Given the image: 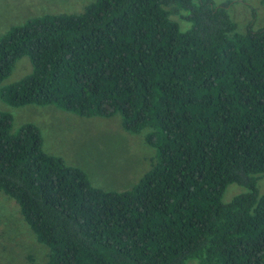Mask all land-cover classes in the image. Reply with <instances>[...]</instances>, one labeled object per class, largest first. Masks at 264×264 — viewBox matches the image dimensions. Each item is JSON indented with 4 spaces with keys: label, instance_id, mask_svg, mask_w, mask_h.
Returning a JSON list of instances; mask_svg holds the SVG:
<instances>
[{
    "label": "trees",
    "instance_id": "trees-1",
    "mask_svg": "<svg viewBox=\"0 0 264 264\" xmlns=\"http://www.w3.org/2000/svg\"><path fill=\"white\" fill-rule=\"evenodd\" d=\"M230 4L97 0L0 38V84L32 64L2 102L119 116L156 150L130 190L105 191L0 111V192L49 248L46 264H264V27L240 33ZM232 184L246 192L224 203Z\"/></svg>",
    "mask_w": 264,
    "mask_h": 264
},
{
    "label": "rangeland",
    "instance_id": "rangeland-1",
    "mask_svg": "<svg viewBox=\"0 0 264 264\" xmlns=\"http://www.w3.org/2000/svg\"><path fill=\"white\" fill-rule=\"evenodd\" d=\"M97 0H0V38L13 26L29 19L54 14H79ZM217 5L231 2L229 13L245 33L253 22L254 29L264 27V0H215ZM183 29L189 24L173 17ZM32 72L28 57L20 59L0 89L20 81ZM0 111L13 116V132L22 125L37 126L45 151L60 157L71 167L82 169L95 187L105 191L130 190L155 163L156 150L139 135L124 131L121 118H85L54 106L28 105L12 107L0 99ZM261 195L264 179L258 182ZM244 187L230 185L223 202L230 203ZM50 250L40 244L23 219L17 203L0 192V264H46ZM190 264H196L191 262Z\"/></svg>",
    "mask_w": 264,
    "mask_h": 264
}]
</instances>
